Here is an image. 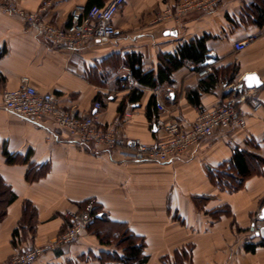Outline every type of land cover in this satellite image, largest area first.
<instances>
[{
  "label": "crops",
  "instance_id": "1",
  "mask_svg": "<svg viewBox=\"0 0 264 264\" xmlns=\"http://www.w3.org/2000/svg\"><path fill=\"white\" fill-rule=\"evenodd\" d=\"M10 1L28 13L45 3L43 21L65 27L75 5L102 6L108 0ZM261 1L228 0L175 23L166 13H173L179 0H125L113 18L116 33L109 41L73 51L51 45L0 10V179L15 196L0 220V262L54 243L67 228L65 214L94 199L106 220L103 212L96 217L142 243L144 264H264V238L253 232L264 226L259 219L264 208V20L250 15ZM200 38L202 60H183L171 69L169 81L149 87L133 76L131 83L127 79L132 59L142 72L156 76L168 56ZM243 40L249 41L247 47L236 51L234 43ZM205 62L212 72L199 77ZM246 73H255L262 83L249 89L262 108L252 112L241 103L245 127L214 132L166 163L121 161L96 147L77 146L51 119L24 120L1 106V91L27 78L80 116L92 114L94 101H100V128L118 120L126 137L153 144L164 137L154 126L156 117L176 118L188 128L198 106L221 103L229 86ZM156 102L167 112H159ZM5 153L13 160L7 162ZM96 230L103 242L86 232L32 264H120L114 257L123 249L110 248L104 241L108 232ZM108 256L114 260L104 259Z\"/></svg>",
  "mask_w": 264,
  "mask_h": 264
},
{
  "label": "built area",
  "instance_id": "2",
  "mask_svg": "<svg viewBox=\"0 0 264 264\" xmlns=\"http://www.w3.org/2000/svg\"><path fill=\"white\" fill-rule=\"evenodd\" d=\"M227 1L179 0L175 11L166 13V17L178 23L189 13L208 11ZM124 3L125 0H108L102 6L77 4L71 9L65 27L43 21L45 3L36 12L28 13L19 9L10 0H0V10L17 17L26 27L35 29L51 45L73 51L88 43L102 44L109 41L116 33L113 18ZM248 42L237 41L233 47L236 51H242L247 47ZM204 64L197 72L199 77L212 72L209 63ZM127 79L131 83L132 73L129 70ZM239 84L240 82L231 84L229 96L215 107L198 106V115L188 128L176 118L163 120L156 117L154 126L162 130L164 137L153 144L126 137L118 129L120 125L118 120H114L107 129L100 128L97 121L101 109L100 101H94L92 114L80 116L74 111L60 107L54 95L39 92L29 84L27 78H22L17 88L1 91V106L5 111L24 120L39 122L42 119H51L58 128L66 132L67 139L77 146L96 147L114 154L121 161L166 163L195 147L201 139L210 137L214 132L229 131L232 127H245V117L239 112V105L245 103L252 112H257L262 108V102L253 91L239 87ZM155 106L159 112H167L161 102H156ZM93 203V200L87 202L80 213L69 211L65 214L68 221L67 228L54 243L14 254L0 264H32L53 247L75 242L94 220ZM259 229L253 228L256 236Z\"/></svg>",
  "mask_w": 264,
  "mask_h": 264
},
{
  "label": "trees",
  "instance_id": "3",
  "mask_svg": "<svg viewBox=\"0 0 264 264\" xmlns=\"http://www.w3.org/2000/svg\"><path fill=\"white\" fill-rule=\"evenodd\" d=\"M91 6V5H90ZM249 9V8H247ZM250 10H248L249 12ZM253 13L256 18V22H259L260 20H264V1L259 2V4L254 5L253 12L250 11V15ZM204 45H203V39H196L189 44H183L179 47L177 53L174 56H168L166 58V64L161 66L158 70V73L156 76H154L152 71L149 72H142L140 69L139 61L136 59H132L130 63V71L132 73L133 78L140 84L144 86L154 87L157 84L169 81V74L171 72V69H176L180 67L183 63V60L185 59H191V60H202L203 54H204ZM2 54V51H0V55ZM137 61V62H136ZM135 64L137 66L135 67ZM4 80L3 76L0 74V83H2ZM138 96V94H137ZM137 96H133L130 98L131 101H135L137 99ZM193 97L195 96V93L192 94ZM193 101V100H192ZM7 162L12 161L13 159L11 156L7 153H5ZM238 186L233 187V189H237ZM15 199L14 194L9 191V189L3 184L2 180L0 179V220L5 215V209L6 207ZM28 204L24 205V212L25 215ZM97 213H93L94 220L92 224L95 221L103 222L102 219L96 217ZM103 224H106L108 234L113 233L112 227H115L114 224L107 223L106 221L103 222ZM113 231V232H112ZM110 232V233H109ZM16 233V231L14 232ZM96 236L99 238L100 242H103V239L101 237V234L99 232H96ZM124 239L126 238L127 244L123 247V254L119 257H114L116 260H119L120 264H144L146 261V258L141 256V250H142V243H139L138 245L134 242V240H137L132 234H129L127 231H123ZM122 238V237H121ZM119 240H122V239ZM264 239L261 241L260 244H264ZM247 248V247H246ZM252 249V248H251Z\"/></svg>",
  "mask_w": 264,
  "mask_h": 264
},
{
  "label": "rangeland",
  "instance_id": "4",
  "mask_svg": "<svg viewBox=\"0 0 264 264\" xmlns=\"http://www.w3.org/2000/svg\"><path fill=\"white\" fill-rule=\"evenodd\" d=\"M90 200H93L94 203H93V213H99V212H103V218L106 220V213H104V211L101 209V207L96 203V201L94 199H89L88 201L84 202L82 208L80 211H78V213H80L82 211V209L84 208L85 204L87 202H89ZM68 222V221H67ZM104 222V221H103ZM103 222H94L93 224L91 223L87 228L86 230L83 232V233H96V229H98V227L103 231V233L106 232L107 230V227L106 224H103ZM112 231L113 233H110V236L107 237L105 240H108L109 242V245L111 246L110 248H112L113 250H118V251H122L123 247L127 244V240L126 238L124 239V236L123 235V231L121 230L120 227H113L112 228ZM82 233V234H83ZM122 237V238H121ZM122 239V240H119V239ZM134 242L138 245L139 243H141L139 240H134ZM104 259H108V260H114L112 257L108 256V257H104Z\"/></svg>",
  "mask_w": 264,
  "mask_h": 264
},
{
  "label": "water",
  "instance_id": "5",
  "mask_svg": "<svg viewBox=\"0 0 264 264\" xmlns=\"http://www.w3.org/2000/svg\"><path fill=\"white\" fill-rule=\"evenodd\" d=\"M261 82L255 73H246L243 75L239 87H244L245 89H257L261 86ZM259 219H264V208L261 210ZM258 236L264 238V226L259 229Z\"/></svg>",
  "mask_w": 264,
  "mask_h": 264
}]
</instances>
